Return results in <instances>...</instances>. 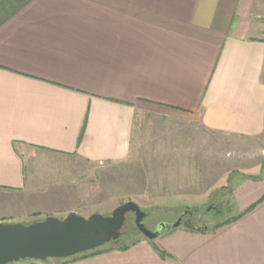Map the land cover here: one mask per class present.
Listing matches in <instances>:
<instances>
[{
	"label": "crops",
	"instance_id": "1",
	"mask_svg": "<svg viewBox=\"0 0 264 264\" xmlns=\"http://www.w3.org/2000/svg\"><path fill=\"white\" fill-rule=\"evenodd\" d=\"M150 114L262 136L264 0H0V223L25 222L47 158L124 161ZM250 176L218 227L11 264H264V169Z\"/></svg>",
	"mask_w": 264,
	"mask_h": 264
},
{
	"label": "rangeland",
	"instance_id": "2",
	"mask_svg": "<svg viewBox=\"0 0 264 264\" xmlns=\"http://www.w3.org/2000/svg\"><path fill=\"white\" fill-rule=\"evenodd\" d=\"M259 167L264 169V134L247 138L211 132L188 115H142L136 118L124 161L91 165L47 158L41 163L37 195L24 201L27 207L17 220L28 225L48 216L63 219L69 213L109 216L132 201L146 214L143 224L149 231L174 223L187 211L189 225L212 228L234 214L233 184ZM133 220L127 213L119 241L99 251L148 240Z\"/></svg>",
	"mask_w": 264,
	"mask_h": 264
},
{
	"label": "water",
	"instance_id": "3",
	"mask_svg": "<svg viewBox=\"0 0 264 264\" xmlns=\"http://www.w3.org/2000/svg\"><path fill=\"white\" fill-rule=\"evenodd\" d=\"M127 213L133 215L136 230L148 240L180 226L203 230L184 221L186 215L191 216L187 211L174 223H162L149 231L143 224L146 214L137 204L128 201L115 208L109 216L94 213L82 217L69 213L63 219L48 216L28 225L0 223V264L66 259L94 251L108 243L116 244Z\"/></svg>",
	"mask_w": 264,
	"mask_h": 264
},
{
	"label": "trees",
	"instance_id": "4",
	"mask_svg": "<svg viewBox=\"0 0 264 264\" xmlns=\"http://www.w3.org/2000/svg\"><path fill=\"white\" fill-rule=\"evenodd\" d=\"M231 220L232 219H229V220H227V221H225V223H228V222H231ZM219 225H217L216 227H218ZM186 230H188V231H196L195 229H192L190 226H188V227H184ZM115 245V244H114ZM116 247V246H115ZM127 246L125 245V246H117L116 248H119V249H125ZM96 252H99V249H96V250H94V251H91V252H88V253H83L84 255L83 256H87V255H90V254H93V253H96ZM159 254L161 255V256H163V257H165L166 256V254L164 253V252H162V251H159Z\"/></svg>",
	"mask_w": 264,
	"mask_h": 264
},
{
	"label": "flooded vegetation",
	"instance_id": "5",
	"mask_svg": "<svg viewBox=\"0 0 264 264\" xmlns=\"http://www.w3.org/2000/svg\"><path fill=\"white\" fill-rule=\"evenodd\" d=\"M188 216V215H187ZM186 217V216H185ZM184 217V221H186L187 223L190 221V219L189 218H185ZM189 217H191V216H189ZM120 236H121V231H120Z\"/></svg>",
	"mask_w": 264,
	"mask_h": 264
}]
</instances>
